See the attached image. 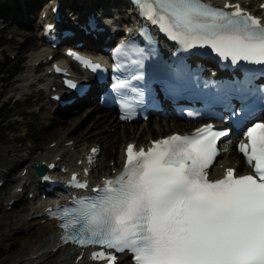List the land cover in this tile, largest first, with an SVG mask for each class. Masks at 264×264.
I'll return each mask as SVG.
<instances>
[{
	"label": "snow or ice",
	"instance_id": "6c2138e0",
	"mask_svg": "<svg viewBox=\"0 0 264 264\" xmlns=\"http://www.w3.org/2000/svg\"><path fill=\"white\" fill-rule=\"evenodd\" d=\"M133 2L142 16L179 44V51L207 46L232 63L264 65V20L239 3L225 0L220 8L209 0ZM125 48L141 57L133 63L143 68L144 50L122 43L116 52ZM69 55L94 71L101 67ZM125 87L124 81L113 85ZM131 91L142 99V90ZM235 92L243 103V89ZM228 135L229 130L208 124L191 135L154 140L147 151L128 144L122 170L94 188L95 195L62 210V239L114 250L92 253L94 260L106 264H116L115 253L126 251L133 264H264V123L247 127L246 142L238 144L254 174L237 175L229 167L223 178L211 180L207 169L219 154L217 142Z\"/></svg>",
	"mask_w": 264,
	"mask_h": 264
},
{
	"label": "bare ground",
	"instance_id": "6f19581e",
	"mask_svg": "<svg viewBox=\"0 0 264 264\" xmlns=\"http://www.w3.org/2000/svg\"><path fill=\"white\" fill-rule=\"evenodd\" d=\"M48 1L49 0H4V11L7 10V7L12 8V11L5 17V19L13 23L14 26H5L3 30H11L16 35H24L27 38L32 37L33 35L25 30V28L31 30L32 27H35L36 25L34 23L37 22L34 15L32 16L33 11H31L30 4L31 2H35V4L39 6L43 2L48 3ZM213 1L223 4L225 0ZM233 1L242 2L245 8L255 9L257 10L256 12L261 13L258 7L263 0ZM52 3L53 5L50 10H52L54 6H58L66 19L72 14L76 15L78 12H81L83 16L90 12H96L100 15L106 14L109 18H114L113 15L118 14L119 18L114 20L117 25L126 20L129 11L127 0H54ZM18 7L19 9H17ZM43 8L47 10L49 9V5ZM16 26L22 28H17ZM89 39H93V37L89 36ZM47 56L48 54L45 55L44 52L40 50H37L36 53L33 52L30 55L32 62L41 61L43 60V57L46 58ZM24 78H26V80ZM24 78L19 85L22 88H24L30 81L31 83H35L37 79V77L33 78V76H30L29 74L25 75ZM24 81L26 83H24ZM43 85L46 86L47 83H44ZM49 86H56V83ZM52 94L54 93H51V95ZM92 97L93 95L90 94L87 99H91ZM91 104L92 105L87 108H82L81 105H78L64 111L57 107L54 113L59 117L53 121L51 129L45 134L44 138L47 139L55 134L60 135L57 143L54 147H46L43 142H40L28 155L29 157L26 160L36 161L35 163L53 162L61 166L76 165L81 159V156L90 150L91 146L87 147V143L94 140L99 141L100 143H103H101L102 152L97 168L93 170L90 179L100 180L102 176L114 175L112 169L122 167V153L128 142H137L140 146L149 143L151 139L155 140L175 131H182L185 128L192 130L193 128L200 126L195 124L189 126L181 121L171 120L170 122V120H161L155 117L148 119L147 122L141 123V126H136L135 124L125 125L118 122L116 117L108 112L99 113L95 116L94 112L100 110V107L96 104ZM71 109H74V111H70ZM90 118H93V124L83 126ZM101 127H108L113 130V133L102 131L104 128L101 129ZM67 131L74 134L73 136H70V139H68L69 135L67 134ZM70 142L73 143L70 144ZM100 143H97V145ZM106 158H111V161H114V165L111 166V164H106ZM27 161H24V164H26ZM32 164H34V162ZM109 166L112 168H109ZM229 167H236L239 171L242 168H245L246 172H250V170L245 167L244 162L241 163L238 157L224 155L223 158L220 157L213 166L211 170L212 177H221L225 168ZM25 168L26 166H24V169ZM17 171V169L12 170L10 181L19 184L16 190L12 191V196L8 200V205L12 199H15L16 202L13 206L15 208H11V210L14 211L17 208L19 210L11 214L5 213L4 220L1 224L7 225L9 229L8 234L11 236L17 225H20L18 229L23 231L28 229L33 233L37 229L41 237L36 244H32V237L30 236V238L24 243L22 249L19 250V254L16 257H12L7 264H92L89 262L87 256H84L81 261L77 262L76 258L80 252L78 254H73L72 248L60 245L56 223L54 221H48L45 216V208L49 206V202L38 200L32 204L23 196L26 191H31V188H29L30 186L34 188L41 186V184L38 183L37 176L32 170L31 165L27 168L25 175L21 173L19 176H15ZM18 189H22V192ZM32 192L35 193V191ZM6 219L9 220L6 221ZM1 231L2 225H0V232ZM13 246H15V242L11 243L9 248H13ZM25 249L29 250L28 254H24Z\"/></svg>",
	"mask_w": 264,
	"mask_h": 264
},
{
	"label": "rangeland",
	"instance_id": "374dc122",
	"mask_svg": "<svg viewBox=\"0 0 264 264\" xmlns=\"http://www.w3.org/2000/svg\"><path fill=\"white\" fill-rule=\"evenodd\" d=\"M0 1V4H5L4 0ZM53 1L54 0H49L48 3L43 2L39 6H37L35 2H31L30 8L31 11H33L32 16L34 15L35 19H37V22L34 23L36 25L35 27H32L31 30L25 28V30H27L33 35L30 38H27L24 35H16L11 30H3L5 26H14L13 23L5 19V17L9 15V13L12 11V8L7 7L6 11H3L2 9L4 7L0 8V38H5L8 36V39L10 40V42L7 43V45L0 50V61H3L2 57H4L7 52L10 57L9 63L12 65V67L16 66L17 62L19 61L24 60L25 62L23 64L22 74L13 79L9 83V85L6 84L5 86H7L8 88L4 92H2L3 101H9L11 104L14 103V106L17 105V107L14 109L13 112H6L3 115V117L10 118L12 122V132L7 133L8 137L6 139L5 144L0 145V181L8 180L7 184L4 185L2 189H0V225H2V231L0 232V264H7L12 257H16L20 252L19 250L22 249L24 243L30 238V236L32 237V244H36L41 237L37 229L33 233L31 230L28 229H25L23 231L21 229H18L20 225H17L16 229L12 232L11 236L8 234L9 229L7 225L1 224V222L4 220L5 213L11 214L19 210L17 208L12 212H7L10 211L8 210L7 202L12 196V191L16 190V187L19 184L10 181L12 170L17 169L18 171L15 176H19L25 170L24 166H26V168H29V166L31 165L32 167V163H35L36 161H27L26 159H28V155L34 150L36 145L40 142H43L44 146L52 147V145L57 142L60 136L55 134L47 139H44L45 134H47V132L51 129L53 121L59 116L54 113L56 104L51 102L48 94H45L40 90L42 85H29L26 88H18V84L22 83L21 79H23L24 73V75H26V73H29L33 76V78L38 75V73H35L34 69L30 67V55L33 52H37V45L39 44V42L41 43V40L36 37L37 25L39 23L41 14L40 9L50 5ZM17 9H19V7ZM114 16L119 17V15L116 14ZM16 27L22 28L19 26ZM46 72L47 71H45L44 73ZM24 79L26 80V78ZM52 89H55V87H53ZM2 90L3 89H0V93ZM50 91L52 92L53 90L50 89ZM87 107H89V105ZM70 111H74V109H71ZM105 112L108 111L98 110L94 112V115L96 116L99 113ZM159 119L167 120L162 118ZM92 120L93 118L88 119L83 126H86L88 124L92 125ZM169 120L171 122L172 119ZM135 125L141 126L140 124ZM102 128H104L102 131H106L107 133H113V130L108 127H101V129ZM67 134L69 135L68 139L71 138L70 136L74 135L73 133H69V131H67ZM96 143L100 142L94 140L92 142L87 143V147L92 146ZM231 155L238 157L242 163V158L237 153L233 151ZM24 161H27V163L24 164ZM105 161L106 164H111V166L114 163V161H111V158H106ZM111 166H109V168H112ZM112 171H115V169H112ZM28 195L29 193L28 191H26V193H24V197L27 198ZM38 200L41 199L37 198L35 200L30 201V203L34 204ZM8 220L9 219H6V221ZM13 242H15V246H13V248H9V245ZM28 252V249L24 250V254H28Z\"/></svg>",
	"mask_w": 264,
	"mask_h": 264
},
{
	"label": "trees",
	"instance_id": "16d2710c",
	"mask_svg": "<svg viewBox=\"0 0 264 264\" xmlns=\"http://www.w3.org/2000/svg\"><path fill=\"white\" fill-rule=\"evenodd\" d=\"M6 38H0V47H3L6 45ZM9 58H5L6 63H0V89L3 88L4 84L11 79L18 71L21 69L20 65L18 64L15 67H12V65L8 62ZM2 96L0 95V144H5L7 139V133L12 132L11 126L12 122L9 121V118L3 117V115L6 112H13V107L9 103L3 104ZM11 106V107H10Z\"/></svg>",
	"mask_w": 264,
	"mask_h": 264
},
{
	"label": "water",
	"instance_id": "95a60500",
	"mask_svg": "<svg viewBox=\"0 0 264 264\" xmlns=\"http://www.w3.org/2000/svg\"><path fill=\"white\" fill-rule=\"evenodd\" d=\"M44 172H45V170L42 169V170L40 171V175H42Z\"/></svg>",
	"mask_w": 264,
	"mask_h": 264
}]
</instances>
